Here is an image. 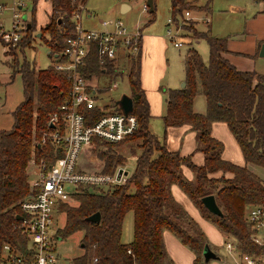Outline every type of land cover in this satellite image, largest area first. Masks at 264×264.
<instances>
[{"label":"trees","instance_id":"16d2710c","mask_svg":"<svg viewBox=\"0 0 264 264\" xmlns=\"http://www.w3.org/2000/svg\"><path fill=\"white\" fill-rule=\"evenodd\" d=\"M50 15L40 31L39 38L49 46V54L55 57L65 46L64 38L74 34L71 13L84 5L86 0H49ZM37 0H32L33 7ZM210 2V0H209ZM186 0H170L171 19L184 7ZM155 4L150 11L153 14ZM172 21V20H171ZM29 23V27L26 23ZM24 33L14 45H8L11 60L10 77L18 72L22 81L23 98L12 110L13 123L9 129L0 130V247L4 242L24 252L27 238L13 228L19 213L17 201L28 192L25 165L30 158L32 132L40 133L48 115L62 101L68 89L63 72L51 64L36 68L30 61L18 58V54L30 45L35 36V19L31 12ZM194 38H203L208 46L207 60L196 49L190 48L183 59L185 85L164 88L166 92L165 126L189 124L195 133V151L203 154V163L195 164L191 154L180 155L167 148L165 140L148 127L149 105L139 81L140 53L126 56L127 66L116 67L114 60L106 63V72L116 77L126 71L132 98V110L138 122L136 130L118 142L95 140V144L116 145L126 139L138 140L139 152L135 154L132 171L120 184L94 191L83 189L72 194L76 205L61 202L58 211L65 214L64 224L56 229L55 237L62 238L76 230H83L80 243L83 254L72 258L71 264H175L168 256L162 239L163 230L170 231L194 253V262L204 261L202 247L206 237L176 202L171 193L172 183L188 195L204 217L211 220L222 233L236 241L240 251L261 252L264 247L249 238V227L244 218L249 204L264 205V183L247 167V163L264 167V75L255 70H239L225 56L227 37L217 36L206 30L191 28ZM36 68V69H35ZM90 50L83 74L90 77L102 71ZM125 73V72H124ZM201 94L205 100L203 113L193 110V98ZM86 122L96 119L99 107L82 108ZM224 121L240 147L245 164L237 165L221 157L223 143L211 135V123ZM53 146L36 147L37 158L46 157L50 162ZM103 172L113 173L122 158L114 153L106 154ZM182 166L193 172L188 179ZM220 172L219 175H214ZM226 172L230 176H226ZM213 194L222 212L216 215L208 211L201 197ZM132 211V238L120 239L123 217ZM99 211L98 222L86 220V216ZM208 244V243H207ZM209 245V244H208ZM130 249V252L127 251Z\"/></svg>","mask_w":264,"mask_h":264},{"label":"rangeland","instance_id":"374dc122","mask_svg":"<svg viewBox=\"0 0 264 264\" xmlns=\"http://www.w3.org/2000/svg\"><path fill=\"white\" fill-rule=\"evenodd\" d=\"M12 1L0 0V3L6 5L0 11V19L4 20L6 27L9 25L11 17L10 6ZM263 1L210 0L209 2V0H186L184 7L175 15V18L171 19L170 0H154L155 11L153 14L142 9L144 0H86L85 8L81 12L80 22L84 28L107 29L114 25L115 20L119 19L129 29H140L141 34L143 33L140 75L145 86L149 87L147 95L152 103L151 112L153 113L149 117L148 127L159 140H165L168 149L176 150L180 155H187L192 151V137L189 134L191 129L188 130V128L186 129L180 125L165 126L162 115L165 113L166 92L164 88L181 87V81L184 80L183 59L187 50L194 48L203 60H207V43L203 38H194L191 28L199 31L209 29L214 35L227 37V41L232 45L233 50L237 49L251 53L242 56L248 59L246 65L251 70L253 69L264 75V55H259V50L257 53L251 51L254 40L264 38ZM122 2L128 3L130 9L125 8L121 12ZM22 4L18 11L22 16L25 15L26 21L30 20L31 12H33L35 26L47 19L46 13L49 7L47 0H37L34 7L32 0H22ZM186 10L189 11L188 17L184 14ZM88 12L89 16H87ZM168 29H171L175 34H168ZM38 32L40 31L36 28L35 36L30 45L18 54V58L20 60L25 58L36 68H45L52 63L54 57L49 54L50 48L47 43L39 38L40 35L37 36ZM173 40L180 41L181 45L174 46ZM12 59H14V56L10 54V51L8 53L7 47H3L0 43V130L11 127L13 123L12 110L23 98L20 74L15 72L10 77ZM91 81L104 86V90L96 96L97 105L109 107L113 112L120 111L117 100L123 94L128 95L130 92L126 71L116 77H113L110 73L101 77L94 75ZM113 82H115V86H112ZM193 110L200 113L205 111L203 95L197 93L194 96ZM31 136L36 138L38 134L33 131ZM137 143L138 140L136 139H126L113 146L94 144L90 152H86L82 147L77 166L87 170L96 167L101 168L106 160V156L102 155L101 152L105 151L106 154L114 153L120 156L122 160L116 168L123 166L129 174L135 162V155L132 152L135 151V154H137L140 150ZM224 148L230 151L231 156L236 157L237 147L233 149L231 146L224 144ZM188 149L191 150L186 152ZM33 154L36 157L34 150L31 148L30 158ZM238 159L241 160V163L237 165L242 164L243 158L241 155H238ZM232 163L236 164L233 161ZM246 165L264 183V167L252 163ZM28 168L29 163L27 161L25 165L27 180L29 178ZM173 185L178 188V195L182 196V199H178L173 189L171 190ZM170 193L173 199L195 221L205 235L209 247L217 255L216 258L195 262V264H235V256L230 255L225 246L230 237L222 233L211 220L203 216L200 209L178 187V184H171ZM68 203L76 205L78 202L72 199ZM64 219L65 214L63 211L54 210L51 223L53 235H55L56 229L64 224ZM132 227L133 214L129 210L125 213L121 225L120 239L122 242L131 240ZM82 235L83 230H76L62 238L54 239L55 264H71L72 258L83 254L84 248L80 243ZM171 236L176 241L174 247L167 243V256L175 264H193V251L187 245L182 244L175 235L171 234ZM176 261H179V263Z\"/></svg>","mask_w":264,"mask_h":264},{"label":"built area","instance_id":"2783aa9c","mask_svg":"<svg viewBox=\"0 0 264 264\" xmlns=\"http://www.w3.org/2000/svg\"><path fill=\"white\" fill-rule=\"evenodd\" d=\"M22 0H13L10 6L11 17L6 27L0 19V43L4 47L14 45L24 33L26 18L18 9ZM6 7L0 3V11ZM83 6L79 5L71 13L74 34L64 38L65 46L54 54L51 65L63 72L68 82V89L62 101L49 113L44 129L33 138L32 150L51 144L53 157L49 162L46 157L36 158L31 155L29 163L28 192L17 201L20 217L13 222V228L26 236L25 251L15 249L4 242L0 247V264H55V235L51 231L54 210L61 202H70L72 194L83 189L94 191L98 187L106 188L122 183L128 174L116 178L118 168L113 173L103 172L100 168L87 170L77 166L81 148L90 152L95 140L118 142L132 134L137 126V118L131 113L111 111L109 107L97 105L96 96L104 90L100 83H93L92 76L83 74L90 50H94L97 63L102 66L100 74H107L105 68L109 60L135 55L141 51V31L129 29L119 19L111 29H88L81 26L80 17ZM142 9L148 11L145 0ZM188 17L189 11H184ZM168 34H175L171 29ZM174 46L180 41L173 40ZM113 82L112 86H115ZM108 106V105H107ZM99 107L101 114L91 122H86L82 108ZM51 124V125H50ZM245 220L249 227L252 242L264 247V205L249 204L245 208ZM226 249L235 256V264H264V250L247 253L240 251L233 238L226 241ZM130 252V249H127Z\"/></svg>","mask_w":264,"mask_h":264},{"label":"crops","instance_id":"0c3cea01","mask_svg":"<svg viewBox=\"0 0 264 264\" xmlns=\"http://www.w3.org/2000/svg\"><path fill=\"white\" fill-rule=\"evenodd\" d=\"M48 3H49V7H48V12L46 13V20L43 22V23H39L38 25L35 26V28L38 29L43 27L44 24L48 21V18H49V15H50V1L47 0ZM257 1H263V0H257ZM264 2V1H263ZM83 8H85V3L83 5ZM127 9L129 10L130 9V5L128 3H125V2H122L121 3V12L123 9ZM126 10V11H127ZM125 11V12H126ZM87 16H89V12L87 14ZM4 21V20H3ZM113 27V26H112ZM112 27L110 28H107V29H111ZM92 29H97V28H92ZM98 29H102V28H98ZM143 34V33H142ZM143 37L141 36V51H140V64H141V54H142V48H143ZM261 42H264V38H256L253 42V48H252V53H257V51L259 50V47H260V44ZM4 47V46H3ZM5 49V48H4ZM151 53V52H149ZM223 56H225L237 69L239 70H251V68L249 66H247V58L245 57H242V56H245V55H250L251 53L249 52H246V51H243V50H233L232 48V45L227 41V51L226 52H223L222 53ZM127 60L123 59L122 58H118L114 63L116 65V67H120L122 64L124 65V67L127 66ZM125 72V71H124ZM123 72V73H124ZM105 74H100V73H96L95 76L97 77H101ZM121 75V74H120ZM139 81H140V85L141 87L143 88L144 90V93H145V96H146V99H147V102H148V105H149V114H150V117L152 116V112H151V105L152 103L150 102V98L149 96L147 95V93H149L148 89L149 87L145 86L144 82L142 81V78H141V75H140V65H139ZM153 84V83H152ZM20 102V101H19ZM18 102V103H19ZM165 107H166V102H165ZM171 126V125H169ZM181 127H185L186 129L188 128V130H190L191 132H189V134L191 135L192 137V151L189 153L191 154V159L193 160V162L195 164H202L203 163V154L199 151H195L194 150V147H195V133H194V130H192V128L190 127L189 124H182L180 125ZM187 132V131H186ZM211 135L213 137H215L216 139L220 140L222 143H223V149H222V152H221V157L225 160H229V161H233V162H236V164L238 163H241V160L238 159V155H241V157L243 158V155L241 153V150H240V147L239 145L237 144L235 138L233 137L232 133L230 132L227 124L224 122V121H220V120H215L211 123ZM190 139V136L188 137ZM224 144H227L229 146H231L233 149L234 147H237L238 151L236 150V157H233L230 155V151L229 150H225L224 148ZM236 145V146H235ZM191 149H188L186 152H189ZM240 153V154H238ZM236 158V159H234ZM245 164V161H244V158H243V163L242 164H239V165H244ZM182 173L185 177H187L188 179H192L193 178V172L186 166H182ZM127 174H128V171H127ZM220 172H215L214 175H219ZM226 176H230V173L229 172H226ZM173 184V183H172ZM179 187V186H178ZM173 189V192L176 193V195L178 196V199H182L183 197L182 196H179L178 195V188H175V186L173 185L171 187V190ZM171 232L168 231V230H163L162 232V239H163V243H164V246H165V249L167 250V243L170 244V246L174 247L175 246V241L176 239L172 238L173 236H171ZM173 235V234H172ZM177 243V242H176ZM194 256V255H193ZM177 263H179V261H176ZM195 264V262L193 263Z\"/></svg>","mask_w":264,"mask_h":264},{"label":"water","instance_id":"95a60500","mask_svg":"<svg viewBox=\"0 0 264 264\" xmlns=\"http://www.w3.org/2000/svg\"><path fill=\"white\" fill-rule=\"evenodd\" d=\"M145 2L148 5V12H150L152 10V8H153V0H145ZM22 17L26 18L25 15H23ZM26 26L29 27V23L28 22L26 23ZM39 35H40V32L37 33V36H39ZM258 54L261 55V56L264 55V42H262L260 44ZM184 85H185V80H182L180 86L183 87ZM117 101H118L120 110L123 113H128V112H130L132 110L133 103H132V98L129 95L123 94L119 98V100H117ZM121 173L127 174V171L126 170H122V168H118L117 173H116V178H119ZM200 200H201L203 206L208 211H210V212H212V213H214L216 215H219V216L222 215V212L219 209L213 194L204 195V196L201 197ZM18 217H20V216L17 214L16 218H18ZM85 218H86V220H90V221H93V222H98L99 218H100L99 211H95V212L87 215ZM81 246H82V243H81ZM201 254L203 256L204 261H208L211 258H216L217 257L216 253L209 247V245L207 243H205L203 245L202 250H201Z\"/></svg>","mask_w":264,"mask_h":264}]
</instances>
